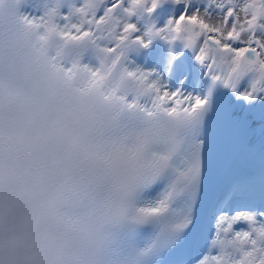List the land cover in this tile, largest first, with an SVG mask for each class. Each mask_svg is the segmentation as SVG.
Here are the masks:
<instances>
[{"label": "clouds", "instance_id": "1", "mask_svg": "<svg viewBox=\"0 0 264 264\" xmlns=\"http://www.w3.org/2000/svg\"><path fill=\"white\" fill-rule=\"evenodd\" d=\"M81 6L0 0V264H156L181 234L140 209L184 131L143 110L114 54L65 34Z\"/></svg>", "mask_w": 264, "mask_h": 264}, {"label": "snow or ice", "instance_id": "2", "mask_svg": "<svg viewBox=\"0 0 264 264\" xmlns=\"http://www.w3.org/2000/svg\"><path fill=\"white\" fill-rule=\"evenodd\" d=\"M78 2L82 26L70 13L65 34L91 36L114 54L136 81L143 110L163 112L184 131L171 172L144 193L140 209L142 220L167 213L180 221L163 256L264 264V0ZM219 125L244 171L214 188Z\"/></svg>", "mask_w": 264, "mask_h": 264}, {"label": "bare ground", "instance_id": "3", "mask_svg": "<svg viewBox=\"0 0 264 264\" xmlns=\"http://www.w3.org/2000/svg\"><path fill=\"white\" fill-rule=\"evenodd\" d=\"M237 169L238 170H236L238 173L239 172H242V171H244V166L243 165H241L240 163H238V165H237Z\"/></svg>", "mask_w": 264, "mask_h": 264}]
</instances>
